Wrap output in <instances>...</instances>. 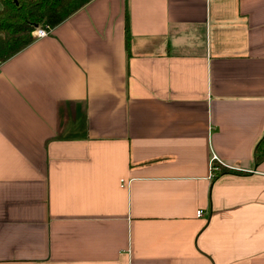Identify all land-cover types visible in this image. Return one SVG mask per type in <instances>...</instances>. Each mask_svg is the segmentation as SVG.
I'll list each match as a JSON object with an SVG mask.
<instances>
[{
	"label": "crops",
	"instance_id": "crops-1",
	"mask_svg": "<svg viewBox=\"0 0 264 264\" xmlns=\"http://www.w3.org/2000/svg\"><path fill=\"white\" fill-rule=\"evenodd\" d=\"M263 134L264 0H90L0 62V264H264Z\"/></svg>",
	"mask_w": 264,
	"mask_h": 264
},
{
	"label": "trees",
	"instance_id": "trees-1",
	"mask_svg": "<svg viewBox=\"0 0 264 264\" xmlns=\"http://www.w3.org/2000/svg\"><path fill=\"white\" fill-rule=\"evenodd\" d=\"M0 62L9 59L30 44L33 30L43 23L56 25L90 0H1ZM127 44L131 30L129 15L126 22ZM256 160L264 159V134L256 146Z\"/></svg>",
	"mask_w": 264,
	"mask_h": 264
},
{
	"label": "built area",
	"instance_id": "built-area-1",
	"mask_svg": "<svg viewBox=\"0 0 264 264\" xmlns=\"http://www.w3.org/2000/svg\"><path fill=\"white\" fill-rule=\"evenodd\" d=\"M53 26L54 25L47 23V22L36 26V28L33 30L34 37H42V36L48 35L52 31ZM212 167H213V171L218 168L215 162H213ZM203 212L204 210L200 209L198 211V214L202 215Z\"/></svg>",
	"mask_w": 264,
	"mask_h": 264
},
{
	"label": "water",
	"instance_id": "water-1",
	"mask_svg": "<svg viewBox=\"0 0 264 264\" xmlns=\"http://www.w3.org/2000/svg\"><path fill=\"white\" fill-rule=\"evenodd\" d=\"M16 2H17V0H16Z\"/></svg>",
	"mask_w": 264,
	"mask_h": 264
}]
</instances>
